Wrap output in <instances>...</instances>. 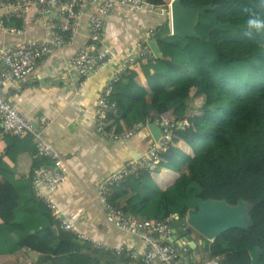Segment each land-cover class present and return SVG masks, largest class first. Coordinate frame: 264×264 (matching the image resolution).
<instances>
[{
	"label": "trees",
	"instance_id": "1",
	"mask_svg": "<svg viewBox=\"0 0 264 264\" xmlns=\"http://www.w3.org/2000/svg\"><path fill=\"white\" fill-rule=\"evenodd\" d=\"M146 1L153 6L169 2ZM179 1L187 9L214 8L198 18L196 33L202 39L173 37L166 22L158 26L153 32L159 30L157 42L176 50L161 59L136 61L144 86L123 78L114 85L111 101L117 114L107 127L120 131L184 107L191 124L180 129L181 145L173 137L157 170L177 178L166 189L147 174L127 178L118 185L127 191L112 192L109 200L127 216L150 221L178 216L183 224L197 212V199L230 206L246 202L250 225L206 242L205 264L214 259L217 264H264V33H249L246 25L248 11L264 18V5L260 0ZM0 177V257L20 253L31 264L126 261L61 231L33 196L30 180L16 178L1 159Z\"/></svg>",
	"mask_w": 264,
	"mask_h": 264
},
{
	"label": "crops",
	"instance_id": "2",
	"mask_svg": "<svg viewBox=\"0 0 264 264\" xmlns=\"http://www.w3.org/2000/svg\"><path fill=\"white\" fill-rule=\"evenodd\" d=\"M166 1L170 3L172 0ZM54 14L52 11L44 20L52 18ZM34 19L35 15L30 13L21 35L0 30V48L26 40L47 39L44 22H36ZM165 22L166 17L158 13H131L122 8L112 11L105 21L101 44L111 50L113 58L96 73L90 74L80 89L79 79L70 69L69 61L86 42L88 13H85L79 18L77 35L69 44L54 49L48 57L40 61L33 76L6 83L1 88L9 102L34 125H38L42 117L48 119L44 137L62 155L73 176L53 194L59 211L79 231L96 241L109 247L124 246L135 252L140 251L141 241L112 226L100 207L97 191L102 179L128 161L145 155L150 147L151 136L146 126L127 140L102 139L95 129L94 111L100 95L118 65L134 54L136 43L151 37L148 35L150 30L154 31ZM13 25L17 27L18 23ZM157 46L163 57L171 56L176 50L158 42ZM204 53L211 56L209 50ZM167 74L172 82L177 81L172 73L167 71ZM122 78L135 80L141 87L145 85L137 65L128 68ZM161 95L155 96L154 103L159 102ZM170 104L171 102L168 103ZM161 118L170 121L174 129L175 143L181 145L182 128L177 126L183 121L189 126L191 124L190 118L185 116V108L169 110ZM0 159L16 178L26 181L30 180L33 165L39 163L33 141L29 136L5 137L0 141ZM147 176L160 189H166L177 178V175L163 171ZM120 187H113L111 193L122 195L123 191H127L121 190ZM202 241L203 239L196 235L195 249L190 253L181 252L183 259L189 264H205L207 255L203 251L205 245L203 246ZM22 253L28 255L30 252L23 250ZM31 258L34 257L31 255ZM24 260L26 264H31L30 257L27 260L20 253L12 257H0V264H22ZM115 263L142 264L139 260L125 261L121 258H117Z\"/></svg>",
	"mask_w": 264,
	"mask_h": 264
},
{
	"label": "built area",
	"instance_id": "3",
	"mask_svg": "<svg viewBox=\"0 0 264 264\" xmlns=\"http://www.w3.org/2000/svg\"><path fill=\"white\" fill-rule=\"evenodd\" d=\"M170 4L153 6L146 0H0V30L9 34L21 35L30 13L35 15L36 22H44L47 39L26 40L0 48V141L7 136L20 138L29 136L39 163L31 169L30 189L35 199L44 204L56 220L61 231L72 234L76 239L90 244L93 248L111 252L116 257L127 261H141L142 264H189L175 245L169 244L172 230L171 223L176 216L164 221H150L125 215L120 208L110 203L109 196L113 187L123 180L152 174L159 169L163 154L170 148L174 129L169 120L164 118L154 122L145 120L143 124H132L129 128L107 129L110 117L117 114L116 104L111 101L114 85L123 77L128 68L136 65L138 59H154L146 44L141 40L135 45V52L120 63L100 95L95 111V129L105 140H127L147 124L154 123L161 129L158 140L151 138L150 147L145 155L132 159L125 165L101 180L97 198L102 211L112 226L118 231L138 238L142 245L140 251H132L124 246L109 247L92 237L87 236L68 220L58 209L53 194L68 179L72 178L70 169L62 155L44 137L47 117L38 121V128L28 121L3 95L1 88L6 83L23 80L33 76L36 65L48 57L54 49L69 44L77 35L79 18L88 13V35L69 61L70 69L79 79L81 89L90 74L108 64L112 58L111 50L101 44L105 21L116 8L126 9L131 13H158L166 17L170 24ZM54 11V16L44 20ZM18 23L15 27L13 24ZM154 31L150 30L148 35ZM183 121L177 128L188 127ZM218 259L208 264H217Z\"/></svg>",
	"mask_w": 264,
	"mask_h": 264
},
{
	"label": "water",
	"instance_id": "4",
	"mask_svg": "<svg viewBox=\"0 0 264 264\" xmlns=\"http://www.w3.org/2000/svg\"><path fill=\"white\" fill-rule=\"evenodd\" d=\"M213 10L214 8L211 6L187 9L181 6L179 0H172L170 4V35L180 39H202L196 33L198 18ZM157 33L152 34L146 44L153 58L161 59L163 56L157 46ZM35 127L38 128L36 124ZM147 129L153 141L156 142L161 132L160 127L154 123H149ZM195 203L197 212L188 216L184 224L180 223L176 216L175 221L170 225L172 233L168 243L175 245L180 251L190 253L191 250H194L196 235L203 239L202 244L204 246L206 242H213L227 230H244L250 225L249 207L246 202L239 201L236 206H230L224 201L197 199Z\"/></svg>",
	"mask_w": 264,
	"mask_h": 264
},
{
	"label": "clouds",
	"instance_id": "5",
	"mask_svg": "<svg viewBox=\"0 0 264 264\" xmlns=\"http://www.w3.org/2000/svg\"><path fill=\"white\" fill-rule=\"evenodd\" d=\"M260 4L264 5V0H260ZM246 25L249 33H264V18L258 16L255 12L248 11L246 15Z\"/></svg>",
	"mask_w": 264,
	"mask_h": 264
}]
</instances>
